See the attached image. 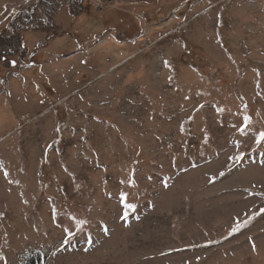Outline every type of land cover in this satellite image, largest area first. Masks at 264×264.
<instances>
[{"label": "rangeland", "instance_id": "1", "mask_svg": "<svg viewBox=\"0 0 264 264\" xmlns=\"http://www.w3.org/2000/svg\"><path fill=\"white\" fill-rule=\"evenodd\" d=\"M48 1L84 13L0 63V264H264V0Z\"/></svg>", "mask_w": 264, "mask_h": 264}, {"label": "crops", "instance_id": "2", "mask_svg": "<svg viewBox=\"0 0 264 264\" xmlns=\"http://www.w3.org/2000/svg\"><path fill=\"white\" fill-rule=\"evenodd\" d=\"M83 13L84 11L78 15H74L71 13L69 8H67L66 6H60L55 12L51 27L37 30L36 27L32 29V26L30 25L23 26L22 30L20 31V38H21V45L23 48V52L26 54V51L30 48L31 49L30 51H33V53H35L38 58L43 59V58L48 57L49 59H51L52 57H56L57 55L74 51V50L68 51L64 48L61 49L58 46H56L53 42L57 38L56 36L61 37L63 34H68L69 36H71L72 30L75 24L78 23V21L80 22L79 19L81 18ZM103 33L104 32H101V34ZM24 35L27 37L29 36L28 42L24 41ZM95 35L99 37L98 36L99 33H96ZM97 37H95V39ZM83 40H88V38L84 36V38L81 39V45H82ZM81 45L80 44L78 45L80 49H81ZM13 59L15 58L12 57L10 59L11 64L13 63L12 62ZM18 62L19 61L17 60V63ZM32 62L33 61H31L30 63ZM17 63H16V66H17ZM23 69L26 70L28 68H23Z\"/></svg>", "mask_w": 264, "mask_h": 264}, {"label": "trees", "instance_id": "3", "mask_svg": "<svg viewBox=\"0 0 264 264\" xmlns=\"http://www.w3.org/2000/svg\"><path fill=\"white\" fill-rule=\"evenodd\" d=\"M44 1L45 3H49L50 1L48 0H41ZM51 5H54L53 7L56 9L59 8V4L57 3H49ZM81 4V0H78L77 5ZM71 5V2L68 3V6ZM52 24L48 23V24H43V25H39L36 28H40V29H45L48 27H51ZM23 28V24L21 26H18L17 28V33H14L13 39H10L12 36L6 38L5 35H0V63L3 66H7L8 68H11V62H10V58L17 55V54H21L23 52V48L21 45V38L20 35L18 33V31L20 32ZM12 41V42H11ZM23 65L22 62L19 63V68H21ZM0 84H2V86L5 84V81H1Z\"/></svg>", "mask_w": 264, "mask_h": 264}, {"label": "built area", "instance_id": "4", "mask_svg": "<svg viewBox=\"0 0 264 264\" xmlns=\"http://www.w3.org/2000/svg\"><path fill=\"white\" fill-rule=\"evenodd\" d=\"M34 11H35V9L33 6H31L29 9L24 10L25 13L30 14V15L33 14ZM9 29H11V28H9Z\"/></svg>", "mask_w": 264, "mask_h": 264}, {"label": "snow or ice", "instance_id": "5", "mask_svg": "<svg viewBox=\"0 0 264 264\" xmlns=\"http://www.w3.org/2000/svg\"><path fill=\"white\" fill-rule=\"evenodd\" d=\"M167 64V61L165 62ZM261 139H264V133H261ZM262 212H264V209H261ZM239 227V225H237V228Z\"/></svg>", "mask_w": 264, "mask_h": 264}]
</instances>
